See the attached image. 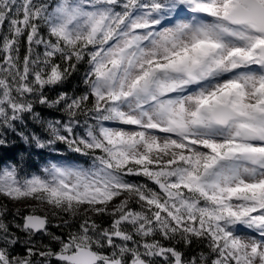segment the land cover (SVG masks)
<instances>
[{
    "label": "snow or ice",
    "instance_id": "6c2138e0",
    "mask_svg": "<svg viewBox=\"0 0 264 264\" xmlns=\"http://www.w3.org/2000/svg\"><path fill=\"white\" fill-rule=\"evenodd\" d=\"M17 141L0 264H264V0H0Z\"/></svg>",
    "mask_w": 264,
    "mask_h": 264
},
{
    "label": "trees",
    "instance_id": "16d2710c",
    "mask_svg": "<svg viewBox=\"0 0 264 264\" xmlns=\"http://www.w3.org/2000/svg\"><path fill=\"white\" fill-rule=\"evenodd\" d=\"M23 145L18 141L15 147H11L9 149L0 150V164L3 163H11L14 160L20 161V167L27 172H38V170L46 163L45 159H43L40 155H37L35 152L31 155L22 152ZM62 154L65 156L71 155L66 150L62 149ZM5 201L0 200V203H4ZM11 208L12 205L8 204Z\"/></svg>",
    "mask_w": 264,
    "mask_h": 264
},
{
    "label": "rangeland",
    "instance_id": "374dc122",
    "mask_svg": "<svg viewBox=\"0 0 264 264\" xmlns=\"http://www.w3.org/2000/svg\"><path fill=\"white\" fill-rule=\"evenodd\" d=\"M10 205H12L11 203H9ZM13 206V205H12Z\"/></svg>",
    "mask_w": 264,
    "mask_h": 264
}]
</instances>
